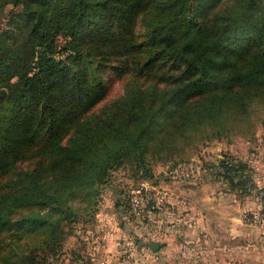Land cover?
<instances>
[{
	"label": "trees",
	"instance_id": "obj_1",
	"mask_svg": "<svg viewBox=\"0 0 264 264\" xmlns=\"http://www.w3.org/2000/svg\"><path fill=\"white\" fill-rule=\"evenodd\" d=\"M213 1L0 0V176L27 157H49L21 167L0 184V231L12 225L16 210L36 205L39 209L22 215L16 226L45 228L41 249L56 254L59 223L53 224L48 210L65 213L76 189H98L130 153L137 152L142 161L171 114L180 112L194 124L208 114L220 116L216 106L208 111L204 102L194 105L221 81L218 71L232 74L239 61H248L243 85L264 84V25L223 12L211 23L199 20L196 16ZM256 1L243 3L256 9ZM140 16L143 30L137 41ZM60 35L70 38L64 47L58 44ZM238 36L254 47L232 59L231 47H242ZM139 48L142 61L134 71L155 74L158 82L144 86L131 79L121 97L94 111L107 95L99 64ZM240 80L224 82L234 86ZM160 82L172 84L171 89L161 90ZM249 166L224 157L216 176L251 190L257 185L252 168L244 172Z\"/></svg>",
	"mask_w": 264,
	"mask_h": 264
},
{
	"label": "rangeland",
	"instance_id": "obj_2",
	"mask_svg": "<svg viewBox=\"0 0 264 264\" xmlns=\"http://www.w3.org/2000/svg\"><path fill=\"white\" fill-rule=\"evenodd\" d=\"M254 6L256 9H247L243 0H214L205 13L196 17L211 23L216 15L223 12L231 17L237 14L243 22L254 19L264 25V0H257ZM2 17L4 14H0V19ZM141 18L137 17L134 29L137 41L141 39L143 30ZM69 39L60 35L59 46L64 47ZM237 42L242 47H231L232 59L241 57L254 47L246 36H238ZM227 43L225 40L224 44ZM140 49L128 55L110 56L99 64L107 95L94 111L121 97L131 79L144 86L158 82L155 74L139 75L134 71L142 61ZM62 54L66 55L67 50ZM221 55L225 54L221 52ZM250 64L239 61L232 74L221 69L218 71L221 81L214 83L209 90L215 92L212 97L216 95V99L212 100L209 92L202 101H194V105L204 102L208 111L211 106L218 107L220 116L208 114L194 124L183 120L180 112L171 114L168 123L165 121V130L158 134L156 143L143 155L142 161L137 152L130 153L123 163L109 172L98 189L92 192L76 189L70 196L65 213L48 210L53 224L57 220L59 223L55 237L59 238L61 247L53 243L54 250L59 247V256L51 253V249L48 254L45 247L41 249L45 228L16 226L17 219L39 207L29 205L16 210L12 225L0 231V264H102L104 252L110 246L105 245V237L110 235L106 236L108 230L118 232L122 229L123 234L118 236L117 244L120 253V242L124 236L131 235L148 245L157 221L170 224L169 218L183 217L186 212L196 214L200 209L208 216L221 217L255 212L262 219L251 222L264 227V84L243 85L240 79L244 78ZM161 71L159 69L157 73ZM233 77L240 80L234 86L224 82ZM171 85L160 82L158 87L168 92ZM224 157H233L250 165L244 172L252 168L257 187L241 189L233 187L227 179L217 178L216 166ZM48 159L43 155L27 157L13 171L0 176V184L13 177L21 167H34ZM135 193L144 196L141 210L139 207L135 210L130 204ZM93 194L91 198L89 195ZM110 208L114 209L115 215L106 217Z\"/></svg>",
	"mask_w": 264,
	"mask_h": 264
},
{
	"label": "crops",
	"instance_id": "obj_3",
	"mask_svg": "<svg viewBox=\"0 0 264 264\" xmlns=\"http://www.w3.org/2000/svg\"><path fill=\"white\" fill-rule=\"evenodd\" d=\"M110 209L106 217L115 215ZM196 214L169 218L170 224L157 221L159 228L151 232L148 244L155 241L161 246L151 255L137 254L130 264H264V227L253 225L244 214L208 216L203 209ZM121 230H108L105 245L110 246L102 264H122L117 246Z\"/></svg>",
	"mask_w": 264,
	"mask_h": 264
},
{
	"label": "built area",
	"instance_id": "obj_4",
	"mask_svg": "<svg viewBox=\"0 0 264 264\" xmlns=\"http://www.w3.org/2000/svg\"><path fill=\"white\" fill-rule=\"evenodd\" d=\"M132 202L136 209L138 207L140 208L144 203V196L142 194L135 193V195L132 196ZM245 218L250 222L252 220L261 221L262 219L260 214L255 212L246 213ZM120 249L121 251L119 256L122 264H130L135 259L137 254L147 256L153 253V249L149 244L145 245L131 235H127L122 238L120 242Z\"/></svg>",
	"mask_w": 264,
	"mask_h": 264
},
{
	"label": "water",
	"instance_id": "obj_5",
	"mask_svg": "<svg viewBox=\"0 0 264 264\" xmlns=\"http://www.w3.org/2000/svg\"><path fill=\"white\" fill-rule=\"evenodd\" d=\"M161 246V244L159 242H151V247L153 250H157L159 247Z\"/></svg>",
	"mask_w": 264,
	"mask_h": 264
}]
</instances>
